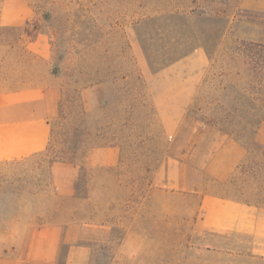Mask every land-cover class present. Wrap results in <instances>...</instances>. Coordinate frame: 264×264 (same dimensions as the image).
<instances>
[{
  "label": "rangeland",
  "instance_id": "obj_1",
  "mask_svg": "<svg viewBox=\"0 0 264 264\" xmlns=\"http://www.w3.org/2000/svg\"><path fill=\"white\" fill-rule=\"evenodd\" d=\"M22 20L29 36L6 25ZM249 43L264 46V13L240 0H0V92L33 81L57 99L49 152L0 162V221L16 206L39 204L30 194L61 151L76 147L66 158L80 163L87 147L115 145L117 169L81 168L77 183L79 196L115 207L110 239L93 247L91 264H264V146L254 142L264 123V62ZM195 49L206 52L207 69L169 137L143 66L157 70ZM209 127L245 150L227 194L260 209L261 243L209 238L203 225L189 177L209 192ZM197 141L201 149H191ZM192 152L184 188L154 181L169 159Z\"/></svg>",
  "mask_w": 264,
  "mask_h": 264
},
{
  "label": "crops",
  "instance_id": "obj_2",
  "mask_svg": "<svg viewBox=\"0 0 264 264\" xmlns=\"http://www.w3.org/2000/svg\"><path fill=\"white\" fill-rule=\"evenodd\" d=\"M240 6L264 13V0H240ZM23 23L24 20L6 25ZM31 50L37 52L36 48ZM207 65L206 52L195 49L157 70L143 66L148 93L167 136L173 137L179 131ZM51 93L33 81L0 92V162L27 160L47 148L49 119L57 100ZM254 142L264 146L263 122L257 127ZM199 145L193 142L190 148L200 150ZM244 155L237 141L209 127V192L199 190L200 177H189L190 192L200 194L202 221L209 229V238L236 234L254 243L262 242L260 209L227 194L235 185V174L244 165ZM193 156L194 153L189 157L173 156L154 181L162 185L168 180L171 188H184L189 178L183 168L194 162ZM119 165L120 151L115 145L85 149L80 163L52 162L47 182L38 194H30L40 195L39 204L25 209L16 206L12 216L0 221V264H91L93 247L110 239L115 207L110 202L98 204L90 196L78 195L80 171L114 170ZM23 211L29 215L25 217Z\"/></svg>",
  "mask_w": 264,
  "mask_h": 264
},
{
  "label": "trees",
  "instance_id": "obj_3",
  "mask_svg": "<svg viewBox=\"0 0 264 264\" xmlns=\"http://www.w3.org/2000/svg\"><path fill=\"white\" fill-rule=\"evenodd\" d=\"M15 27L21 29V31H22L21 35L25 34V35L29 36L30 33L28 32V30L25 27H23V26H15ZM3 28H4V30H7L9 27H3ZM246 45L249 48V50H255V54L259 53L260 55L258 56V59L261 60L262 62H264V46H262L260 44H253V43H249ZM87 148H89V147H87ZM259 148L261 149L262 147H259ZM49 149H50V144H48L47 148L39 154H46L49 152ZM76 149H77L76 147H71V148L68 147L65 151H61L59 153L62 156L60 157V159H57L55 161H69V158H66V157L70 156V155L71 156L74 155L76 152ZM262 150H264V149H262ZM262 155L264 157V153Z\"/></svg>",
  "mask_w": 264,
  "mask_h": 264
}]
</instances>
